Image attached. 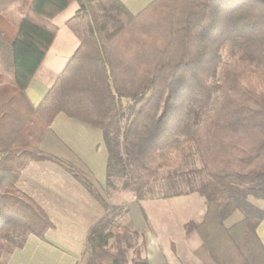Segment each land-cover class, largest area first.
Wrapping results in <instances>:
<instances>
[{
	"label": "trees",
	"instance_id": "obj_1",
	"mask_svg": "<svg viewBox=\"0 0 264 264\" xmlns=\"http://www.w3.org/2000/svg\"><path fill=\"white\" fill-rule=\"evenodd\" d=\"M73 1L80 45L34 108L26 89L55 38L51 20ZM60 113L102 131L106 185L52 129ZM190 159L201 166L176 195L198 193L205 212L185 231L216 264H264L254 202L264 199V0H153L137 14L121 0H0V264L54 226L18 188L32 162L60 166L103 208L86 264H150L112 192L153 198L162 171Z\"/></svg>",
	"mask_w": 264,
	"mask_h": 264
},
{
	"label": "crops",
	"instance_id": "obj_2",
	"mask_svg": "<svg viewBox=\"0 0 264 264\" xmlns=\"http://www.w3.org/2000/svg\"><path fill=\"white\" fill-rule=\"evenodd\" d=\"M121 1L133 14H137L153 0ZM78 8V3L73 1L67 8L51 20V22L57 27L55 38L50 45L38 71L26 89L27 96L34 108L40 104L49 88L53 85L59 74L67 65L73 53L80 45L79 38L67 24V21L77 13ZM63 117L68 116L60 113L55 117L51 123L52 129L90 167V163L86 155L81 153L80 144L74 135H79L82 132H84L83 134H86L90 131L89 128L72 124V122L67 120L68 118ZM30 165H34L40 172L43 171L44 174L46 173L43 175L46 178L30 175L31 171H28ZM65 181L69 184L67 188L64 187ZM18 186L34 199L39 201L49 214L59 210L64 212L66 210L64 208L69 207L83 210L85 208L87 209L86 203L90 204V199L85 192L86 189L72 175L50 161L32 162L29 164L22 171L18 181ZM191 194L182 196H188ZM254 202L262 206L259 200H255ZM112 203L115 204L114 202ZM235 213L237 214V217L232 221L228 218L229 221H226L228 225L234 224L235 222L241 220L244 216L241 211H236L233 214ZM103 214L104 210L101 212L100 216L96 215L95 219L89 223L88 230ZM55 227L56 225L54 224L53 228ZM50 231H52V229L49 230L48 233H50ZM257 232L264 243V220L259 224ZM29 248H32L31 250L35 254L30 257L31 259L28 258V261H26L25 256H23V258L19 257L18 259L15 257L16 255L22 256ZM36 253L44 258L43 261L49 259V257L54 253H59V255L62 253L61 259L67 261L70 260L68 253L59 247L55 241L48 238L46 240H41L34 235H29L23 247L15 248L13 252L9 254L10 260L6 264L31 263L34 261L33 258L36 256ZM82 256L83 253L81 251L80 254H76L75 257H72V263L80 264ZM145 256L148 258L150 264H216L202 238L196 231L187 233L177 238H172L170 240L163 238L159 240L157 239L156 242V239H151L150 242H148V250ZM38 261L40 260H36V262Z\"/></svg>",
	"mask_w": 264,
	"mask_h": 264
},
{
	"label": "rangeland",
	"instance_id": "obj_3",
	"mask_svg": "<svg viewBox=\"0 0 264 264\" xmlns=\"http://www.w3.org/2000/svg\"><path fill=\"white\" fill-rule=\"evenodd\" d=\"M63 118H68L67 120L72 122V124L89 128L90 131L86 134L82 132L79 135H74L80 144L81 153L86 155L90 163L92 172L103 185H106L107 148L103 140L102 131L99 128L86 125L69 117ZM200 166L201 163L198 159H190L185 163H181L176 169L162 171L159 179L153 184V191L156 193L153 198L138 200L129 188L112 192V202L117 206H123V209H119L121 216L118 217V220L139 232L138 243L143 256L148 250V242L151 239H156L157 242V239L165 238L170 240L191 233L193 231H185V224L190 220L200 221L205 209L203 198L198 193L188 196L176 195L179 190L188 188L186 185V172ZM28 171H31L30 175L32 176L46 178L43 176L46 173L40 172L34 165H30ZM64 184L65 188L69 186L66 181ZM118 184L119 187L123 186L122 181ZM18 188L22 190L19 186ZM22 191L25 192L24 190ZM85 192L90 199V204L86 203L87 209L78 210V208L69 207L64 208L66 209L64 212L53 210L54 212L50 214L56 227L49 229H52V231L46 233V239L55 241L59 247L68 253L70 260L61 259L62 253L60 255L59 253H54L50 256L51 258L49 257V259L43 261L44 258L36 253V258H33L34 261L31 263L26 262L25 264H73L72 257L80 254L81 251L83 253L87 242L88 225L95 219L96 215L100 216L103 211V208L88 191L85 190ZM25 193L28 194L27 192ZM37 202L40 203L39 201ZM260 203L264 207V199L260 200ZM236 217L237 214L235 213L229 217V220L232 221ZM31 249H27L22 256L16 255L15 257L18 259L25 256L26 261H28V258L35 254ZM9 260L10 255L6 254L4 262L7 263ZM36 260L40 261L36 262ZM80 264H86V259H82Z\"/></svg>",
	"mask_w": 264,
	"mask_h": 264
}]
</instances>
